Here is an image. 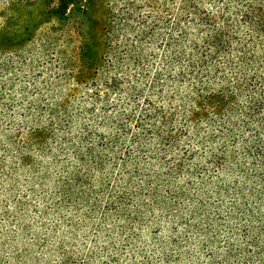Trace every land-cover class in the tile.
Returning <instances> with one entry per match:
<instances>
[{
    "label": "rangeland",
    "instance_id": "rangeland-1",
    "mask_svg": "<svg viewBox=\"0 0 264 264\" xmlns=\"http://www.w3.org/2000/svg\"><path fill=\"white\" fill-rule=\"evenodd\" d=\"M63 1L0 0V264H224L232 245L234 257L227 264H249L239 256L251 246L244 243L239 248L243 238L230 233V228L241 225L230 213L234 182L243 178L221 173L208 155L220 151V140L214 149L199 142H207L218 131L216 125L202 123L199 136L183 135L170 150L178 159L186 157L185 165L194 175H173L174 187L185 192L169 197L166 209L150 206L152 200L138 196V188L126 187L123 179L118 188L115 182L113 194L127 198L105 204L111 184L121 174L119 160L111 152L107 156L110 183L95 208V195L88 203L82 201L92 188L90 182L72 187L69 179L80 167L73 139L90 126L95 132L92 140H97L103 116L121 110H136L139 116L146 103L140 100L142 107H129L123 96L111 94L108 102L95 105L90 100L94 86L82 83L78 73L67 77L64 73L84 66L83 77H98L99 82L105 72L125 80L138 78L143 98L151 96L154 105H165L162 96L172 87L168 77H157L165 58L159 43L143 45L144 76L134 77L135 69L125 64L118 68L116 62L112 69L106 65L108 57L114 60L108 55L112 49L129 39L125 29L142 27L144 19L149 28L155 24L174 39L172 10L179 0H68L66 5ZM130 12V20L119 23ZM100 89L105 97L107 88ZM112 103L120 104V112ZM136 127L131 124L130 130ZM35 129L53 130L41 149L28 143ZM140 155L138 161H145ZM22 157L33 167L21 165ZM169 159L160 156L153 169L167 172ZM150 168L152 164L147 165ZM90 177L99 190V174L92 172ZM223 179L230 191L220 194Z\"/></svg>",
    "mask_w": 264,
    "mask_h": 264
},
{
    "label": "trees",
    "instance_id": "trees-1",
    "mask_svg": "<svg viewBox=\"0 0 264 264\" xmlns=\"http://www.w3.org/2000/svg\"><path fill=\"white\" fill-rule=\"evenodd\" d=\"M63 3L66 5L68 0ZM172 13L176 18L174 39L159 31L158 26L155 28V24L149 28L144 19L142 27L125 29L129 39L122 40L121 45L112 49L108 55L114 56V60L108 57L106 65L107 69H112L116 62L118 68L125 64L126 68L135 69L134 77L144 76L147 72L143 45L159 43L165 58L157 77H168L172 87L171 92L162 96L165 105H154L151 96L143 98L142 90L136 85L138 78L125 80L120 75L105 72L104 80L99 82L98 77H83L86 74L84 66L64 73L66 77L78 73L82 83L94 86L90 90V100L95 105L108 102L111 94L123 96V103L129 107H142L140 100L146 103L139 116L136 110H121L115 116H103L102 131H96L99 134L97 140H92L95 132L90 126L73 139L74 156L80 167L75 169L69 182L72 187L74 183L81 186L85 181L90 182L92 188L82 201L88 203L95 195V208L110 183L107 156L111 152L113 158L119 160L117 165L121 174L111 184L105 204L111 206L127 198L113 194L123 179L126 187L135 185L138 188V196L152 200L150 206L166 209L170 205L169 197H180L185 192L174 187L176 179L173 175L183 172L194 175L185 165L186 157L178 159L170 150L179 145L183 135L190 139L199 136L202 123L216 125L218 131L211 133L207 142L199 141L200 144L207 143V147L214 149L217 148L215 142L220 140V151L209 148L208 155L221 173H235L243 178V181L234 182L235 200L230 213V217L241 220V225L230 228V233L240 234L243 238L239 248L244 243L251 246L249 251L241 250L239 258L243 257L249 264L253 261L264 264V0H179ZM131 17L130 12L119 23L128 22ZM127 22L123 25H128ZM119 48L121 50L115 53ZM193 80H196L195 84H191ZM155 82L163 92V85L158 79ZM186 84L188 87L184 89ZM103 85L108 90L105 97L100 89ZM154 88L155 85L152 90ZM113 105V109L120 112V104ZM131 124L137 126L132 131ZM34 131L28 143L41 149L53 130ZM124 146H127L125 150H117ZM133 148L137 152L134 153ZM139 154L145 161H138ZM160 156L164 159L169 156L173 161L169 162L165 173L153 169V164L160 162ZM26 159H20L21 165L33 167V163H25ZM150 164L152 169H147ZM81 168L86 173H81ZM92 172L100 176L99 190H95L91 182ZM134 179L137 181L132 182ZM115 182L117 188H113ZM222 183L224 187L219 188L220 194L229 192V188H225L229 187L225 179ZM231 247L223 257L224 264L234 257V245Z\"/></svg>",
    "mask_w": 264,
    "mask_h": 264
}]
</instances>
